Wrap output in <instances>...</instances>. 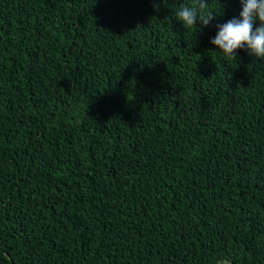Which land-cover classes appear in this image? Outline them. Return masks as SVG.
Here are the masks:
<instances>
[{
	"label": "trees",
	"instance_id": "obj_1",
	"mask_svg": "<svg viewBox=\"0 0 264 264\" xmlns=\"http://www.w3.org/2000/svg\"><path fill=\"white\" fill-rule=\"evenodd\" d=\"M192 3L0 0V264H264V60Z\"/></svg>",
	"mask_w": 264,
	"mask_h": 264
},
{
	"label": "clouds",
	"instance_id": "obj_2",
	"mask_svg": "<svg viewBox=\"0 0 264 264\" xmlns=\"http://www.w3.org/2000/svg\"><path fill=\"white\" fill-rule=\"evenodd\" d=\"M239 3V17L217 24V34L210 43L228 59L236 60L237 50L244 49L250 56L264 60V0H239ZM175 15L183 29H195L197 22L208 27L219 16L209 10V0H193L191 5L181 6Z\"/></svg>",
	"mask_w": 264,
	"mask_h": 264
}]
</instances>
